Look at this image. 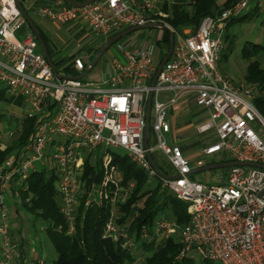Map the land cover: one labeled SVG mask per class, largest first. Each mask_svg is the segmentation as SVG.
Returning a JSON list of instances; mask_svg holds the SVG:
<instances>
[{"label":"built area","instance_id":"2783aa9c","mask_svg":"<svg viewBox=\"0 0 264 264\" xmlns=\"http://www.w3.org/2000/svg\"><path fill=\"white\" fill-rule=\"evenodd\" d=\"M16 1L0 0V84L6 88V99L14 105L17 98L24 100L23 117L36 119L38 124L28 142L0 167V227L4 229L0 232V243L5 259L12 264L23 261L10 234L11 210L7 203L14 200L19 205L20 189L27 191L29 178L44 170L49 177L56 178L60 209L67 222V226L53 228L67 236L76 234V212L84 203L87 208L106 203L113 211L103 238L110 239L132 257L141 240L150 244L155 239L179 236L176 239L182 249L176 258L178 262L195 252L208 263L264 264V170L232 167L221 185L192 181L193 164L182 147L169 145L165 136L159 138L156 148L176 171L171 175L175 178L169 179L155 171L148 158L154 148L147 149L144 144L148 97L153 92L156 101L166 92L171 96L169 112L157 101L152 104L155 131L160 127L171 130V110L183 100L194 102L209 113L195 126L197 134H213L216 138L204 149L203 158L225 152L232 162L264 166V116L254 106L260 97L259 89L232 80L219 67L226 29L233 19L251 10L252 0H232L221 13L202 20L196 34L178 37L173 56L164 65L154 87L151 86L157 72L154 62L161 38L157 42H151L150 37L120 40L114 46L124 52V59L114 58L115 73L102 81L110 86L106 90L86 89L84 82L71 76L59 80L46 57L36 52L37 41L32 33L23 41L16 40V33L26 25ZM154 3L155 0H96L84 9L71 11L56 9L66 5L63 0H54L50 5L37 8L31 5L26 9L33 12L50 7L39 12L53 20L85 24L109 39L130 28L162 22L161 16L154 13ZM85 65L76 59L74 77L87 71ZM134 120L136 127L132 125ZM256 126L262 131L256 130ZM13 135L10 132L5 137L11 139ZM117 150H123L148 175L150 184L157 179L163 191L189 204L187 226L159 217L151 227L143 226L136 239L130 229L131 221H118L124 217L119 215V207L136 189V183L120 182L112 162ZM97 152L104 153L102 181L100 186L88 188L84 162ZM205 162L199 160L196 166L203 168ZM132 208L134 217H138L141 205ZM5 237L9 248L3 241ZM1 259L4 256L0 263ZM44 260L45 255L38 261Z\"/></svg>","mask_w":264,"mask_h":264},{"label":"trees","instance_id":"16d2710c","mask_svg":"<svg viewBox=\"0 0 264 264\" xmlns=\"http://www.w3.org/2000/svg\"><path fill=\"white\" fill-rule=\"evenodd\" d=\"M24 1L26 0H22L23 5ZM76 1L84 2L85 0ZM262 1L253 0L251 10L231 22L248 23L254 21V19L264 18V11H261L259 7ZM226 6H228V3L223 6L219 0H192L188 6L183 8L179 18H164L162 22L178 31L185 28L196 30L202 20L216 16ZM231 22L225 37V50L222 54L220 65L228 63L232 53H234L235 39L229 34ZM163 33L157 66L166 56L170 45V35L168 32ZM262 55H264V26L263 41L261 43L250 41L242 44L240 57L243 61L248 62L244 82L259 89L260 97L256 99L255 107L261 113L260 115L264 116V68L261 66L260 60H258ZM72 73H74L73 68L70 69L69 76ZM4 102L13 104L9 99H5ZM20 103L21 100H18L16 105L22 106ZM5 118L4 114H0V126L3 125ZM20 122L22 123V130L19 138L4 151L0 150V167L8 157L14 156L28 142L36 124H38L36 119L24 117ZM11 140L2 135L0 127V144ZM112 158V162L117 167V175L120 182L124 185L130 182L136 183V189L119 207V215L124 217H119L118 220L121 223L124 220L131 221L130 229L136 239H139L143 226L151 227L154 221L164 214L171 219H175L181 227L189 224L188 203L178 200L174 194L168 191H163L159 182L155 186L152 183L150 184L148 175L136 167L127 154L123 156L114 152ZM84 163L88 188L100 186L103 176V164L101 162L94 164L95 162L90 159V156L87 157ZM54 177H49L44 170L33 174L29 178L28 184H26L27 191H23V188L19 191L23 204L21 206L15 204L14 206L18 216L22 210H26L30 216L34 217L32 218L33 223L41 221V225L44 227L50 226L45 232L57 255L54 264H131L134 257L122 250L117 244L111 242L110 239L103 238L106 224L111 218V212L113 211L110 204L97 205L96 203L87 208L84 203L76 212V234L73 236H67L65 232L60 233L53 228V226H67L66 218L60 209L61 197L56 190V178ZM135 204H141L138 217H134L132 211V207ZM12 232L11 227L10 234ZM11 236L13 243L17 245L21 252L22 264H36L43 256L41 255L34 261L31 258L29 259L24 253L25 249L17 243L18 241L13 237V234ZM140 246V250L138 248L137 251H141L140 258H144L143 264H195L190 257L181 262L176 261L178 254L181 252V243L175 237L169 240L155 239L150 244L141 240ZM144 252H153V255L152 257H144ZM45 259L47 260L46 255Z\"/></svg>","mask_w":264,"mask_h":264},{"label":"rangeland","instance_id":"374dc122","mask_svg":"<svg viewBox=\"0 0 264 264\" xmlns=\"http://www.w3.org/2000/svg\"><path fill=\"white\" fill-rule=\"evenodd\" d=\"M170 1L171 0H169V2ZM219 1L221 2V5H223V6H225L227 3L230 2V0H219ZM259 5H260L259 6L260 10L264 11V0ZM39 6L40 5H38L37 7H39ZM42 8H44V7H42ZM28 13H29L30 17L33 19V21L35 20L36 22L37 21L44 22V24H43L44 29H46L47 31H49L51 33V36H53L54 40L56 37L53 35L54 33L56 34V32L58 33L60 31L61 32H67L66 27H68L70 25L78 24L79 26L87 27L86 25H84L82 23H78V22L72 23V24H69V25L63 26V27L54 26L48 20L42 19V18L37 17V16H36L37 17L36 18V17H34L35 15H32V14L40 15L39 12L33 13L31 11H28ZM263 21H264V18L254 19V21L248 22V23L239 22V21L231 22V25H230L231 29L229 31L230 32L229 34L235 39L234 40L235 45L233 48L234 53H232V56L230 57L229 62L228 63H222L220 65V68H221L222 73L229 76L232 80L244 82V77H245V73H246V66H247L248 62L243 61L240 58L241 57L242 44H244L245 42H250V41L251 42H257V43H261L263 41V26H264ZM51 22H53V21H51ZM74 32L71 30V39H72L71 40V55L73 54L74 57L75 56L76 57L83 56L87 50V46H85L83 44L80 45L78 43L77 38L73 39V37H74L73 33ZM75 33H77V32H75ZM91 33L92 34H90V36L88 38L89 47H91L92 49H99L100 47H102L104 45V38L98 37L93 32H91ZM163 35H164V33L161 30H151V29L141 30V31L132 33L131 35H129L126 38V40H129L131 38L135 39V38H143V37L149 38L150 37L153 40V42H157L158 38H161V40H162ZM15 36L19 40L25 39V37H26L25 36V30H21V31L17 32V34ZM99 38H101V39H99ZM62 39L64 41H67V40H65L64 37H62ZM223 41L225 43V37H224ZM224 50H223V52H224ZM36 52H39V51L36 50ZM223 52H222V54H223ZM159 53H160V51H159ZM119 56H120L119 52L116 50L115 46L111 47L108 51H106V54H104V57L97 64V66L93 70H91L87 74L86 77H84L82 79L85 81L86 80L90 81V82H101L105 78H108L110 76V73H111V71H110L111 70V61L113 58L119 57ZM258 60H260L261 66L264 68V55L260 56ZM89 63H92V61ZM250 86H252V85H250ZM0 88L5 90L4 89L5 87L3 84H0ZM24 110H25V108L24 109L23 108L18 109V108L14 107L10 104L7 105L5 103L0 102V114L1 115L4 114V116L6 117L5 120L3 121V125L0 126L1 130H2V135L5 136L6 134H8L10 132L14 134L13 138H11L12 139L11 141H4L3 145L2 146L0 145V150L4 151L5 149H7L8 146L9 147L11 146V143H13L17 138H19V134L21 133V130H22V127H21L22 123L20 121L23 118ZM19 118H21V119H19ZM152 123H153V119L151 118V124ZM255 129L258 131H262L261 128H259L257 126L255 127ZM187 134L190 137L186 138V139H185V137L181 138V140H179V145H181L182 147L183 146H190V145L192 146V149L190 148V151H188L185 154V157L187 159L193 160V161L190 160L191 164H194L195 160L199 161V159L207 161L205 163H209V162L214 161V159H218L220 157V156L214 155L215 157L212 156V157H208V158H203L204 157L203 156L204 147H206L207 143L216 141V138L213 137V134L197 136L192 131H188ZM166 138L168 140L169 145L173 144V143H171V134L166 135ZM58 140H64V139L58 137ZM197 141L199 142L198 143L199 145H196ZM150 144L152 147H155L157 144V142L154 139L152 134H151ZM117 151H118V153H120L123 156L126 154L123 150H117ZM96 155H98V158H99L98 161H102L104 153H100V154L96 153ZM95 156H94V158H95ZM152 156H153V159H154L156 165L158 166V168L163 173H167L168 175L173 174V169H172L170 163L168 162V160H166L167 159L166 156L164 155V153L160 149L155 150L153 152ZM90 159L93 160V156H91ZM213 174H214L213 171H208L205 173L204 172L203 173H195V174L190 176V179L192 181L201 182V183H205V184L211 183L210 181H211V177ZM157 182H158V180L155 179L153 181L152 185L155 186V184ZM212 184H214V183H212ZM7 204H8V207L10 208V210H12V216L9 219L10 220L9 225L11 227H13V230L15 231V229H16V231H20L21 233L25 234L24 237H28L30 242H35V244H33V246H34V248H37V250H40L41 251L40 253H42L44 250L46 252L45 255H46L47 260H44V261H46V263L44 261H38L39 263L37 262L36 264H54V261L56 260L57 255H56L54 246L49 241L48 236H47V239H45L44 241L39 240V238H37V236L36 237L33 236V233L39 232V229L41 227L40 226L41 221H39V222L37 221V223H33L32 218H34V217L30 216L26 210H22L20 215L18 216V214H16V210L14 208V206L16 204V202L14 200H9ZM22 204H23V202L21 200L19 205L21 206ZM162 217L170 218V217H168V215H165V214ZM30 223H32L31 226H29ZM76 223H77V220L75 222V226H76ZM3 231H4V229L0 227V232H3ZM20 236H21V234H20ZM3 241L5 242V246L7 248H9V241L7 240V237H5ZM21 247H23L24 249L28 248L27 244L25 242L21 245ZM140 248H141V246L139 247V250H140ZM1 249L2 248H1V243H0V258L2 256H4V259H1L2 262L0 264H12L11 261L8 262L5 259V255H4L5 251H3ZM181 249H182V246H181ZM144 253H145L144 257H152V255H153V252H144ZM135 254L136 255L134 256L131 264H143L144 259L142 260L140 258L141 251H135ZM8 257L10 258L11 254L8 255ZM189 257L192 258V260L194 261L195 264H219L218 262H209L208 263V261L202 260L200 258V256L197 255L195 252H191L189 254Z\"/></svg>","mask_w":264,"mask_h":264},{"label":"crops","instance_id":"0c3cea01","mask_svg":"<svg viewBox=\"0 0 264 264\" xmlns=\"http://www.w3.org/2000/svg\"><path fill=\"white\" fill-rule=\"evenodd\" d=\"M53 1L54 0H26V1H24V5H25V7L34 5V8H37V6H38L37 4L43 5V6L44 5H50ZM191 2H192V0H171L170 2H169V0H155L154 13L157 15H160L162 19H164V18L176 19V18H179L181 16L183 8H185V6H188ZM252 2H253V0H252ZM231 4H232V0H230L228 5H231ZM38 10L39 9L34 10L33 13L38 12ZM28 11H30V10H28ZM32 15H35L34 17L37 16V17H40L42 19H46L51 24H53L54 26H59V27L67 26V25H63V24L60 25L59 22H54V21L51 22L50 19L43 17L41 15H38V14H32ZM34 22L37 26V29H38L41 37L44 40V43L46 44V46L50 52V55H51V58H52L54 65H55V68L58 70L59 73L61 72L64 75H70V69L73 68V60L76 57V56L74 57L73 54L71 55V40H72L71 39V30L73 32L74 31L77 32V33H75V32L73 33L74 34L73 39L77 38L78 43L80 45L83 44V45L87 46V50L84 53V55L82 56V57H84V61L86 64H89V62H91V61L93 62L98 51L103 47L102 46L99 49H92L91 47H89L88 38H89L90 34H92V33L89 31V29L87 27L79 26V25H70V26L66 27L67 32H61L60 31L58 33L56 32V34L55 33L53 34L54 36H56L55 37L56 41H55L53 36H51V33L49 31H47L46 29H44V26H43L44 22L37 21L38 22L37 23L35 20H34ZM185 29H187V28H185ZM21 30H25V36L26 37L29 33H32L31 28L29 27L28 24L23 26L19 31H21ZM182 30H184V29H182ZM227 32H228V28L226 29L224 37H226ZM26 37H25V39H26ZM62 37H64L65 40H67V41H64L62 39ZM16 39L19 40L18 38H16ZM25 39H23V40H25ZM99 39H101V38H99ZM23 40H19V41H23ZM151 42H153V40H151ZM224 49H225V43H224ZM36 50L39 51L37 53L43 54L42 49L39 46L38 42H37V49ZM221 57H222V53H221ZM219 67H220V64H219ZM220 70H221V68H220ZM5 91H6V89H5ZM6 97H7L6 93H4V90L0 88V102L9 105L10 103L4 102ZM18 100H21L20 104L23 105L22 102L24 100L22 98H17L16 101H18ZM10 105H12L18 109L23 108V106L21 107L20 105H16V104L15 105L10 104ZM208 114H209L208 112L201 110L194 102H190V101L188 102L187 100L181 101V103L178 104L175 109L171 110L170 117H169V121L171 124V130H172L171 131V143L179 145V140H181V138H183V137H185V139L189 138L190 136L187 134L188 131H192L197 136H200L199 134H197V132L195 130V126L197 125L198 122H200L204 118L206 119L207 118L206 116H208ZM151 134L152 133H151V127H150L149 138H148V140H150V141H151ZM198 143L199 142L197 141L196 145H199ZM210 143H212V142H210ZM210 143L208 142L206 147ZM179 146L182 147L181 145H179ZM206 147H204V149ZM152 148H154V151L157 150L156 146L152 147ZM190 148L192 149L191 145L182 147V149L184 151V155L188 151H190ZM114 152L118 153V151H114ZM153 152L151 153V155L153 154ZM215 156H220V157L218 159H214V161H212V162L206 163L205 166L213 165V164L231 163L232 162L229 155L226 154L225 152L217 153V154H215ZM189 160L193 161L192 159H189ZM197 161L198 160H195V162L193 164V171H197V170L202 168V167L199 168L196 166ZM98 162H101V161H97L94 164H96ZM168 162H169V160H168ZM229 169L230 168H222L219 170L218 169L217 170H210V171H213L214 174L211 177V181H210L211 183H206V184H209V185L224 184L228 178ZM201 173H203V172H201ZM164 174H167V173H164ZM169 176H171V175H169ZM212 183H214V184H212ZM31 225H32V223L29 224V226H31ZM40 226L41 227L39 229V232L33 233V236H35V237L37 236V238H39V240L44 241L45 239H47V235L45 232L46 229L43 225H40ZM12 230H13V227H12ZM12 234H13V237L18 241L20 246L24 242L27 244L28 248L25 249L24 253H25L26 257H28L29 259L31 258L32 260H35L38 257H40L41 255H45V253H46L45 250L42 253H40L41 251L37 250V248H34V246H33V244H35V242H30L28 237H24L25 234L21 233L20 231H16V229H15V231L13 230ZM20 234H21V236H20Z\"/></svg>","mask_w":264,"mask_h":264},{"label":"water","instance_id":"95a60500","mask_svg":"<svg viewBox=\"0 0 264 264\" xmlns=\"http://www.w3.org/2000/svg\"><path fill=\"white\" fill-rule=\"evenodd\" d=\"M65 3H67L70 6L73 7H77V8H83L86 7L88 5L93 4L96 0H85L84 2H77L75 0H63ZM17 6L18 9L20 10L21 14L24 16V18L27 21V24L29 25V27L31 28V31L33 33V35L35 36L36 41L38 42L39 46L42 49L43 55L46 57V59L49 61V64L52 65V68L54 70L55 75L58 76V72L57 70L54 68V64L50 55V52L46 46V44L44 43L43 38L41 37L37 26L35 24V22L33 21V19L30 17V15L27 13L26 8L23 5L22 0H18L17 1ZM155 28H162L163 30L167 31L168 28L165 25L162 24H148V25H144L143 27H134V28H130L127 29L119 34L114 35L113 37H111L110 39H108L105 44L103 45V47L98 51L94 61L91 63V67H89L90 71L93 70L97 64L100 62V60L102 59V57L104 56V54H106V51H108L111 47H113L118 41L122 40L123 38L127 37L128 35L137 32L139 30H144V29H155ZM174 48V35L171 34L170 35V45H169V50L168 53L166 55V57L162 60L161 64L158 67V70L155 74V76L153 77V81H152V87H154L156 85V82L158 80V78H160V74L163 70V67L165 65V63L170 59L172 51ZM88 74V72L84 73L81 75L80 78L85 77ZM152 99H153V92L150 93L149 98H148V102H147V127L145 129V142H146V148L148 149L149 146L147 144L148 142V136H149V130H150V124H151V108H152ZM148 158L150 160V163L152 164L153 168L155 169V171L163 177L172 179L175 178L174 176H165L164 173H162L159 168L157 167L151 153H148ZM243 167V166H248V167H256V168H262L264 170V166L260 165V164H255V163H245V162H231V163H222V164H213V165H208L205 166L197 171H192L191 174H195V173H201V172H207L210 170H219L222 168H232V167Z\"/></svg>","mask_w":264,"mask_h":264},{"label":"bare ground","instance_id":"6f19581e","mask_svg":"<svg viewBox=\"0 0 264 264\" xmlns=\"http://www.w3.org/2000/svg\"><path fill=\"white\" fill-rule=\"evenodd\" d=\"M18 1V0H17ZM17 1H16V5H17ZM76 1V0H75ZM78 2V1H77ZM81 3V2H80ZM64 4L66 5V6H61V7H58V8H56V9H59V8H61V9H66V10H71V11H79V10H81V9H84V8H86V7H88V6H90V5H88V6H86V7H83V8H77V7H73V6H70V5H68L67 3H65L64 2ZM68 5V6H67ZM18 7V6H17ZM24 7H25V5H24ZM26 8V7H25ZM45 9H52V8H50V7H44V8H40L39 10H38V12L39 11H43V10H45ZM26 11H27V13H28V10L26 9ZM29 14V13H28ZM39 14L41 15V16H43L40 12H39ZM20 16H21V19H23L24 21H25V24H27V21H26V19L24 18V16L20 13ZM47 15H45L44 17H46ZM47 18H49L51 21H54V22H59L61 25L63 24V25H68V24H70V22H62V21H59V20H53L52 18H50L49 16H47ZM75 23V22H74ZM72 24V23H71ZM154 24H162V25H165L167 28H168V30L167 31H165V30H163L162 28H155V29H151V30H161V31H163V32H168V34L169 35H171V34H173L174 35V44H175V42L177 41V39H178V37H182V38H185V37H188V36H192V35H194V34H196V32L198 31V29H199V27L196 29V30H192L191 28H187V29H184V30H181V31H178V30H176V29H174L173 28V31L172 30H170V28H169V26H168V24H166V23H163V22H161V21H159L158 20V23H154ZM85 25V24H84ZM201 25V24H200ZM199 25V26H200ZM87 26V25H86ZM229 26V25H228ZM88 28H89V30L91 31V32H93V33H95L98 37H102V38H104V43H105V41L107 40V38L106 37H103L102 35H100L99 33H97V32H95V31H93L91 28H90V26H87ZM171 27V26H170ZM144 30H149V29H144ZM125 31V30H124ZM139 31H141V30H139ZM123 32V31H122ZM138 32V31H137ZM121 33V32H120ZM135 33V32H134ZM33 34V33H32ZM131 35V34H130ZM129 36V35H128ZM127 36V37H128ZM126 38V37H125ZM124 39V38H123ZM17 40V39H16ZM161 41V40H160ZM119 42V41H118ZM169 49V48H168ZM173 50H174V48H173ZM119 52V57H115V58H120V59H124V52H122V51H118ZM167 53H168V51H167ZM159 55V54H158ZM167 55V54H166ZM173 56V51H172V54H171V57ZM166 57V56H165ZM164 57V58H165ZM171 57H170V59H171ZM163 58V59H164ZM76 59H81L83 62H85L84 61V57H82V56H79V57H76V58H74V60H73V64L75 63V61H76ZM169 59V60H170ZM157 60H158V57H156L155 58V62H154V68L156 69V71L158 70V68L157 67H159V66H157L158 65V62H157ZM168 60V61H169ZM113 61H114V58L112 59V61H111V75H113L114 73H115V67H114V65L112 66V63H113ZM167 61V62H168ZM162 62V61H161ZM166 62V63H167ZM165 63V64H166ZM86 64V63H85ZM161 64V63H160ZM159 64V65H160ZM51 65V64H50ZM85 67H87L88 69H87V71L86 72H90V69H89V67H91V64L88 66V64H86L85 65ZM50 68H52V65H51V67ZM55 68V67H54ZM56 69V68H55ZM57 70V69H56ZM52 71H53V73H54V70H53V68H52ZM221 71V70H220ZM58 72V71H57ZM85 72V73H86ZM221 73H222V71H221ZM55 74V73H54ZM62 73H59L58 72V76L57 77H59L58 79L59 80H62L63 78H65V77H67V78H69V75H64V74H62ZM82 74H84V73H82ZM82 74H80L78 77L76 76V77H74L75 75L72 73L71 74V78H75L76 80H80V82L82 83V82H84V83H82L83 84V86H84V88H86V89H89V90H92L93 88H95V87H101V88H104L105 90L107 89V88H110V86L109 85H107L106 83L104 84L102 81L101 82H90V81H85V80H83L82 78H80L81 77V75ZM87 76V75H86ZM85 76V77H86ZM84 78V77H83ZM153 78V77H152ZM154 79V78H153ZM153 79H152V81H153ZM159 80V79H158ZM157 80V81H158ZM156 84H157V82H156ZM5 87V86H4ZM6 89V88H5ZM149 98V97H148ZM170 98H171V96H170V94L169 93H166V92H164V93H162L161 94V98H158L156 101L157 102H159L161 105H164V107L166 108V110L169 112L170 111V102H168L169 100H170ZM152 104L153 103H155L156 101L154 100V98L152 99ZM147 102H148V100H147ZM254 106H255V104H254ZM173 109V108H172ZM175 109V108H174ZM171 113V112H170ZM152 115H154V112L152 113V108H151V118H152ZM146 123H147V109H146ZM124 124V123H123ZM132 125L134 126V127H136L137 126V123L135 122V120L134 121H132ZM147 127V126H146ZM150 127H151V133L153 134V136H154V139L156 140V142H157V144H158V141H159V138H163V137H165L166 135H168V134H171V131L172 130H166L165 128H163V127H160V129H159V131H155L154 130V126H153V123L152 124H150ZM149 132H150V130H149ZM148 138H149V136H148ZM150 140H148V142H147V144H148V146L150 147L151 146V144H150V142H149ZM144 144H145V146H146V142H145V133H144ZM157 144H156V146H157ZM97 154H100V152H97ZM96 153L95 154H92V155H90V157L91 156H93V161H98L99 160V158H98V155H96ZM94 156H95V158H94ZM103 157H104V155H103ZM173 168V167H172ZM175 173H176V171H175V169L173 168V175H175ZM165 176H167V174H165ZM169 176V175H168ZM167 176V177H168Z\"/></svg>","mask_w":264,"mask_h":264}]
</instances>
